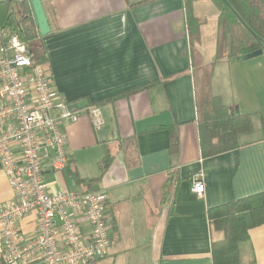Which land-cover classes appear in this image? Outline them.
<instances>
[{"label":"crops","instance_id":"obj_1","mask_svg":"<svg viewBox=\"0 0 264 264\" xmlns=\"http://www.w3.org/2000/svg\"><path fill=\"white\" fill-rule=\"evenodd\" d=\"M25 1L0 0V22L8 11L26 15ZM183 1L41 0L50 32L40 42L53 85L79 110L76 121L60 125L68 165L81 178L97 177L105 148L112 155L95 184H77L68 165L43 171L50 191L97 189L106 195L108 252L74 264H212L211 242L222 233L211 229L207 209L264 191V116L256 136H247L252 127L238 135V147L201 155ZM189 3L200 21L195 48L204 63L214 62L211 92L228 113H249L253 123V114L264 115V58L214 61L218 8L212 0ZM209 28L215 35L206 43ZM92 105L102 111L99 129L87 115ZM171 131L175 150L170 148ZM200 171L202 195L191 190V177ZM11 199L0 162V209ZM17 226L24 238L31 236L34 213ZM80 226L89 232L84 219ZM240 260L264 264V223L249 229Z\"/></svg>","mask_w":264,"mask_h":264},{"label":"built area","instance_id":"obj_2","mask_svg":"<svg viewBox=\"0 0 264 264\" xmlns=\"http://www.w3.org/2000/svg\"><path fill=\"white\" fill-rule=\"evenodd\" d=\"M0 41V162L12 199L0 209V264H74L104 257L110 246L106 195L97 189L50 191L43 171L62 170L67 161L62 123L78 119L53 85L49 66L35 63L26 44L8 34ZM94 129L103 124L99 106H88ZM17 145V151L14 146ZM191 190L204 192L203 172L191 177ZM34 213V232L24 238L17 226ZM80 219L89 226L84 234Z\"/></svg>","mask_w":264,"mask_h":264},{"label":"trees","instance_id":"obj_3","mask_svg":"<svg viewBox=\"0 0 264 264\" xmlns=\"http://www.w3.org/2000/svg\"><path fill=\"white\" fill-rule=\"evenodd\" d=\"M212 1L219 12L214 61L223 57L236 58L259 48L264 52V11L258 9L262 0ZM183 6L194 81L199 147L201 155L208 157L238 147V135L252 128L251 115L243 112L228 113L221 98L211 92L210 79L214 62L204 63L201 60L195 48L199 39L200 21L192 15L189 0L183 1ZM25 16L23 13L15 17L12 11H8L0 22V36L4 32L16 34L26 44L35 63H46L40 42L45 36L40 35L33 21ZM261 129L264 132V118L261 119ZM169 142L171 150H175L177 139L172 131ZM111 159L109 149L105 148V155L99 163L100 173L92 178L79 177L75 169L68 165L70 160L66 161V165L69 175L77 184L89 185L99 180ZM165 189L167 195L169 186H165ZM207 219L212 230L222 233L220 239L211 242L212 264H240L241 245L248 241L249 229L264 223V191L210 207L207 209Z\"/></svg>","mask_w":264,"mask_h":264},{"label":"water","instance_id":"obj_4","mask_svg":"<svg viewBox=\"0 0 264 264\" xmlns=\"http://www.w3.org/2000/svg\"><path fill=\"white\" fill-rule=\"evenodd\" d=\"M24 7L26 9L25 17L32 18V21L40 35L42 36L47 35L50 32V27L41 0H26L24 2ZM262 53H263V49L259 48L249 53H244L236 56V60L244 61L256 57ZM235 113H239V111L236 109Z\"/></svg>","mask_w":264,"mask_h":264},{"label":"rangeland","instance_id":"obj_5","mask_svg":"<svg viewBox=\"0 0 264 264\" xmlns=\"http://www.w3.org/2000/svg\"><path fill=\"white\" fill-rule=\"evenodd\" d=\"M259 0H256V2H258ZM263 1V3H261V4H259V9L261 10V11H264V0H262ZM209 16V15H208ZM214 35H215V33H214ZM213 35V33L211 34V28H209V30H207L206 32H205V36H204V41L207 43V42H209V41H211V38L214 36ZM2 36H3V41L4 42H8V40H9V36H8V34L6 33V32H4V33H2ZM264 53V52H263ZM258 57L260 58V57H262V58H264V54H260V55H258ZM245 62H243L242 64H244ZM242 64H240V65H242ZM229 73V71L227 70V79H228V86H227V90H228V92L230 91V74H228ZM261 93V92H260ZM262 95V98H263V100H264V92H262L261 93ZM264 115H262L261 113H256V114H253L252 115V121H253V123H252V127H253V133L252 134H248L247 136H256V133H257V131H259V119H261V117H263ZM264 118V117H263ZM89 190H92V189H89ZM107 199V198H106ZM106 216V215H105ZM110 230H111V227H110ZM216 240H218V239H216Z\"/></svg>","mask_w":264,"mask_h":264}]
</instances>
